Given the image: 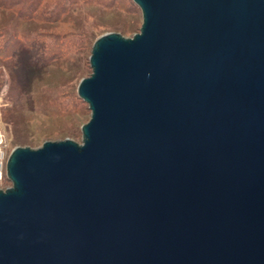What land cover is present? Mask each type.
<instances>
[{"label":"water","instance_id":"water-1","mask_svg":"<svg viewBox=\"0 0 264 264\" xmlns=\"http://www.w3.org/2000/svg\"><path fill=\"white\" fill-rule=\"evenodd\" d=\"M132 1L81 141L6 156L0 264H264V0Z\"/></svg>","mask_w":264,"mask_h":264},{"label":"rangeland","instance_id":"rangeland-1","mask_svg":"<svg viewBox=\"0 0 264 264\" xmlns=\"http://www.w3.org/2000/svg\"><path fill=\"white\" fill-rule=\"evenodd\" d=\"M37 1L21 0L17 8L28 11L29 2L32 9ZM39 1L40 8L31 19L19 21L10 10H0V21L9 26L0 34V50H4L0 55V125L10 149L16 145L34 148L44 140L63 138L79 143L80 126L90 111L78 98L76 83L91 71L88 56L93 41L109 31L130 37L141 24L139 8L132 0ZM59 10H63L60 21L51 22ZM13 22L18 24L15 30ZM20 44L28 47L23 54L14 50L7 54L10 48L20 49ZM53 54L60 57L45 63ZM9 184L5 180L0 188Z\"/></svg>","mask_w":264,"mask_h":264},{"label":"trees","instance_id":"trees-1","mask_svg":"<svg viewBox=\"0 0 264 264\" xmlns=\"http://www.w3.org/2000/svg\"><path fill=\"white\" fill-rule=\"evenodd\" d=\"M20 1L21 0H0V10H10V12H12L13 13V16H17V19L20 21H22V20H26V19H31V18H33V16H34V11H36V9L37 8H40V1L38 0L37 1V3H35V5H33V7H32V9L30 8V3L31 2H29V10L28 11H26V9H19V8H17V6H18V4L20 3ZM32 1V0H31ZM39 6V7H38ZM30 9H31V11H30ZM43 10V9H42ZM41 10V14H43L44 13V11H42ZM1 12V11H0ZM46 13H44L43 14V17H44V15H45ZM63 15V10H59V11H57L56 13H55V15L54 16H52V20H51V22H58V21H60V19H61V16ZM12 16V15H11ZM11 16H10V18H9V20H12L11 19ZM12 16V17H13ZM45 18V17H44ZM17 20V21H18ZM7 22V21H6ZM8 26V25H7ZM6 25H5V23L3 22H1L0 21V34L2 33V32H5L6 30H8V28H6L7 27ZM9 27V26H8ZM12 27H14V30L15 29H17L18 28V24L17 23H15V22H13V24H12ZM12 36V35H11ZM50 43H52V42H50ZM20 46H21V48L19 49H15V48H10V49H8V51L10 52H8L7 54L8 55H10V54H12L11 53V51L12 50H14L17 54H23L24 53V51H26L27 50V48L24 46V45H22V44H20ZM3 51L4 50H0V55H1V53H3ZM16 54V55H17ZM58 57H60V55L59 54H53V57H50L49 58V60L48 59H45V63H51V62H54V61H56V58H58Z\"/></svg>","mask_w":264,"mask_h":264},{"label":"built area","instance_id":"built-area-1","mask_svg":"<svg viewBox=\"0 0 264 264\" xmlns=\"http://www.w3.org/2000/svg\"><path fill=\"white\" fill-rule=\"evenodd\" d=\"M5 137L0 125V183L6 180L5 178V162L10 151V148H7V143H5Z\"/></svg>","mask_w":264,"mask_h":264}]
</instances>
